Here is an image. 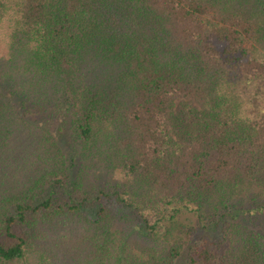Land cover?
<instances>
[{"label": "trees", "instance_id": "obj_1", "mask_svg": "<svg viewBox=\"0 0 264 264\" xmlns=\"http://www.w3.org/2000/svg\"><path fill=\"white\" fill-rule=\"evenodd\" d=\"M0 29V162L36 158L0 170V264H264V0H0Z\"/></svg>", "mask_w": 264, "mask_h": 264}, {"label": "rangeland", "instance_id": "obj_2", "mask_svg": "<svg viewBox=\"0 0 264 264\" xmlns=\"http://www.w3.org/2000/svg\"><path fill=\"white\" fill-rule=\"evenodd\" d=\"M8 39L5 35H3V30L0 29V56H6L8 51ZM37 118H42L41 116ZM36 116H32L30 118H27V120L32 123L33 120H37ZM26 120V118H25ZM25 120L20 119V125L25 128ZM39 125L41 124V121H38ZM26 127H28L26 125ZM25 139V140H24ZM31 139L23 137V139L20 137V139L17 141V146L15 147V150H11V146L6 147L5 154L1 158L0 162V170H3V174H8L12 181H14L15 177L18 179H23L27 176L28 173H30V170L32 169V164L36 160H34V157H28L26 154V147L31 144ZM12 152L14 159L9 158L12 157ZM34 160V161H33ZM33 161V162H32ZM32 162V163H31ZM31 164V165H30ZM30 165V166H29ZM13 169V170H12ZM100 175H103L99 173L98 175H93L92 178L101 179ZM11 181V182H12Z\"/></svg>", "mask_w": 264, "mask_h": 264}]
</instances>
